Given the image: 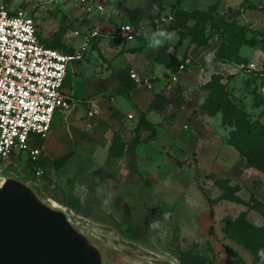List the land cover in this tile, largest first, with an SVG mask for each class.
I'll return each mask as SVG.
<instances>
[{
  "label": "rangeland",
  "instance_id": "1",
  "mask_svg": "<svg viewBox=\"0 0 264 264\" xmlns=\"http://www.w3.org/2000/svg\"><path fill=\"white\" fill-rule=\"evenodd\" d=\"M106 1L107 11L104 14L91 18L87 15L84 19L72 15L71 0H56L55 4H49L48 0H0V4L11 9H23L30 12L36 23L40 43L47 48L67 52L74 51L76 48L77 42L73 36L75 31L83 26L94 28L96 21L103 20L117 32L116 28L119 26L120 19L124 16L136 18L137 8L143 4L142 0ZM222 1L224 0H218L219 3L210 5L206 0H182V5L181 3L176 5L175 0H162L157 9L153 3L152 12L154 13L150 15L151 28L154 30L157 25H161V29L175 30L182 36L193 33L195 41H198L206 39L213 32L215 24L221 17L226 19L227 24L244 26L247 30L246 37L251 40V44L245 46V58L239 66L252 63L258 70L252 77L240 70V76L237 79L228 78L227 82L223 83L230 101L241 108L252 123H258L264 127V71L262 64L257 66L254 60L249 59L252 57L253 50L264 54V8L257 9L250 0H243L234 6V10L226 6L222 7V14H220L218 8ZM181 8L187 10L184 11ZM245 10L248 12L255 10L258 18L256 17L257 19L255 18L253 22H246L245 18H241ZM169 17L172 19L169 20ZM115 32L111 40L119 42L121 37ZM133 32L136 38L140 36L137 34L140 32L138 28L133 29ZM106 35L101 34V37L107 38ZM189 37L192 41V36ZM187 58L189 57L186 56L173 66L172 74ZM121 103V97H118L114 107H125ZM215 116L218 117V123L221 125L218 126L219 130L226 131L228 134L232 128L222 125L219 113ZM219 130L216 132L219 133ZM153 131L145 133L144 138H152ZM155 133L154 131V135ZM246 136L253 145L258 143L259 138L256 135L248 133ZM53 138L57 139L56 136ZM236 141L243 142L240 139ZM33 143L39 144V140L35 138ZM45 143L46 141L43 143L41 152L45 158H48L49 153ZM114 144L117 149L116 156H119L123 153L125 142L121 139ZM263 147L264 144L259 146L260 149ZM102 156L98 154V161ZM127 156L125 164L126 170L130 172L131 182L125 187L110 183L106 184L109 187L107 189L104 183L108 182L109 176L103 175L98 179L96 173L92 171L89 175L93 176L95 193L86 191L82 186L83 183L86 185L91 182L85 180L84 175L80 173L89 169V162H78L76 157L63 164L49 180L42 175L40 188L57 204L65 206L64 195L73 190L72 183L76 180L82 183L78 185L82 202L79 204L78 211L71 210V212L84 221L95 234L120 250L167 260L174 264H253L249 252L228 239L222 230L227 221L239 218L244 221V224L264 227V175L258 181H253L252 177H249L256 175L253 172L246 175L247 178L245 177L249 184L253 181L255 185L252 192L261 184L259 190L263 189V191H258V195L254 196L257 204L250 203L253 197L249 192L251 187L249 189L244 187L242 190L241 184L234 178L226 179L230 190L224 195L241 197L245 204H239L223 200L222 191L215 185V181L226 173L239 177L241 169L245 166L244 161L233 164L234 158L227 157L226 169L229 171L222 173L226 169L224 170L221 165L213 164L209 169L207 160L199 164L194 154L182 159L179 156H172L169 149L165 151L159 147L153 149L149 143L143 144L140 141L131 153H127ZM241 159L245 160L242 157ZM25 161H28L26 153L15 154L11 156L10 162L16 163V166L6 161L0 169L12 167L27 176V171L21 168ZM235 186H238L237 190L234 189ZM144 205L148 209L159 207L146 229L143 225ZM125 206L129 210L128 214L125 212ZM252 206H255L257 210ZM123 220L125 223L136 224L141 228L143 233L141 240L129 241L120 236L112 224H118ZM239 225L240 221L235 224L236 227Z\"/></svg>",
  "mask_w": 264,
  "mask_h": 264
},
{
  "label": "crops",
  "instance_id": "2",
  "mask_svg": "<svg viewBox=\"0 0 264 264\" xmlns=\"http://www.w3.org/2000/svg\"><path fill=\"white\" fill-rule=\"evenodd\" d=\"M142 1L143 4L137 8L136 18H130V14L129 17L124 16L120 19L119 26L129 25L132 29L138 28L139 31L152 27L150 22V15L154 13L152 4L154 3L157 9L162 0ZM250 1L257 9L264 8V0ZM206 2L212 5L218 0H206ZM241 2L243 0H224L219 5L218 12L222 14L221 9L225 6L234 10V6ZM48 3L55 4L56 0H48ZM71 3H73L70 4L71 13L79 19H84L87 15L89 18L100 16L96 13L88 14L73 0ZM174 3L183 4L182 0H175ZM254 11L245 10L241 18H245L246 22H253L258 18L257 12ZM119 26L115 32L107 21L99 20L94 24V28L83 26L77 30L83 34L96 31L99 36L91 40L90 47L81 62H74L68 66L62 93L70 99V108L55 113L51 131L44 140L33 137V140L35 138L39 140V144H34L32 141L31 147L40 150L34 166L38 167L43 176L49 180L69 160L77 157L78 162H89V169L79 173L91 183L82 185L76 180L72 183L73 190L65 194L72 195L80 204L82 200L78 185L84 186V189L91 191L92 194L95 193L93 176L89 175L92 171L96 173L98 179L103 175L109 176L108 182L104 183L107 189L109 187L106 184L110 183L118 187L130 184V172L126 170L125 164L127 153H131L140 141L143 144L149 143L153 149L158 147L162 151L169 149L172 156H179L182 159L194 154L199 164L207 160L209 169L211 165L219 164L225 170L228 167L226 163L229 156L234 158L233 164L244 161L245 166L241 169L239 177L229 175L226 173L229 170L226 169L224 172L221 170L226 174L219 176V179L234 178L241 184L242 190L244 187L248 189L251 187L249 192L253 197L258 195V191H263V189L259 190L261 185L259 184L252 192L255 187L252 182L260 180L264 174L249 167L246 161L241 159L238 152L227 144L226 131L219 130L218 117L208 116L203 110L208 93L204 89L205 84L213 75H219L222 83H226L228 78L237 79L241 72L239 63L245 58L246 47L239 49V60L231 63L215 62V53L228 41V37L223 33L208 37L206 45L196 48L189 35L182 36L178 31L162 27L166 31L176 33L179 39L174 43H165L158 50H150L142 35L136 38L135 34L132 41H126L118 34ZM158 28H161V25H157L155 29ZM99 32L107 34V38H102ZM114 32L121 37L119 42L111 40ZM75 38L77 47L81 39ZM251 52L254 55L251 54L252 57L249 59L260 66L264 61V54L257 50ZM209 54L210 59L206 61L205 57ZM186 56L190 59L191 68L182 73L176 82H171L173 66ZM131 72L136 75L137 80H147L150 87L136 83L130 78ZM252 75L255 74H249V77ZM118 97H121V104L125 107H114ZM93 110L96 113L89 116ZM152 129L156 132L155 135L150 139L144 138V134L150 133ZM217 130L219 133L216 132ZM54 136L57 139H54ZM114 137L119 138L117 141L122 139L125 145L122 154L111 158L110 148L113 146L115 155L117 150ZM44 141L49 153L48 158H45L41 152ZM98 154L103 155L100 161ZM24 163H30L29 159ZM251 172L256 175L249 176L253 180L249 184L245 179Z\"/></svg>",
  "mask_w": 264,
  "mask_h": 264
},
{
  "label": "built area",
  "instance_id": "3",
  "mask_svg": "<svg viewBox=\"0 0 264 264\" xmlns=\"http://www.w3.org/2000/svg\"><path fill=\"white\" fill-rule=\"evenodd\" d=\"M73 2L87 13L102 15L107 11L106 0ZM133 33L129 25L118 28V34L126 41L134 39ZM73 35L81 39L74 51L47 48L40 43L30 12L0 4V166L6 161L16 166L10 162L11 156L26 153L30 163L21 168L30 169L34 178L31 181L38 186L43 174L34 166L40 150L31 147L33 137L44 140L51 131L55 113L70 108V99L62 93L68 66L81 62L91 40L99 36L96 31L84 34L76 31ZM190 68L187 58L170 75V81L176 82ZM239 68L246 74L258 70L252 63L241 64ZM130 78L150 87L147 80H137L134 73ZM94 113L95 110L89 116Z\"/></svg>",
  "mask_w": 264,
  "mask_h": 264
},
{
  "label": "water",
  "instance_id": "4",
  "mask_svg": "<svg viewBox=\"0 0 264 264\" xmlns=\"http://www.w3.org/2000/svg\"><path fill=\"white\" fill-rule=\"evenodd\" d=\"M0 264L174 263L108 244L27 176L5 167L0 169Z\"/></svg>",
  "mask_w": 264,
  "mask_h": 264
},
{
  "label": "trees",
  "instance_id": "5",
  "mask_svg": "<svg viewBox=\"0 0 264 264\" xmlns=\"http://www.w3.org/2000/svg\"><path fill=\"white\" fill-rule=\"evenodd\" d=\"M246 28L244 26L227 24L226 19L221 17L217 24H215L213 32L207 36L213 37L214 34L223 33L228 37L226 44H222L221 47L215 53V62L231 63L235 60H239L238 52L243 46H249L251 40L246 37ZM192 36L193 43L196 48H200L206 45L207 38L204 40L195 41V34L188 33ZM262 70L264 71V61L262 63ZM222 78L219 75L211 76V80L205 84L204 89L208 92L206 101L203 105V110L208 116H215L218 113L222 118V125L232 128L228 132L226 142L229 146L233 147L240 157L244 158L246 164L264 174V147L259 148L264 144V127L258 123H252L246 113L239 107H236L229 99L226 93L225 84L221 82ZM258 134H257V133ZM256 135L259 140L258 143L253 145L246 134ZM154 136V132L151 133ZM118 137H114V141L117 143ZM236 139L243 140V142H237ZM113 147V146H112ZM110 148L109 155L111 158L117 157L113 148ZM122 148V146H120ZM27 171V176L30 180H34L33 174L30 173L28 167L24 168ZM215 185L222 191V199L239 204H245L239 197L226 194L230 188L226 179H218L215 181ZM234 189H238L235 186ZM63 202L65 207L70 210H76L79 208L78 201L72 195H65ZM250 203H258L254 197H251ZM118 204V203H117ZM252 208L256 209L255 206ZM240 221L238 227L235 224ZM248 224V223H247ZM244 224V221L239 218L238 220H229L223 227V234L231 241L237 243L242 248H245L252 257L253 264H264L258 257V250L264 249V227H254L250 224ZM115 230L123 238L129 241H139L142 239L143 233L141 228L136 224L125 223L124 220L120 223L112 224Z\"/></svg>",
  "mask_w": 264,
  "mask_h": 264
},
{
  "label": "clouds",
  "instance_id": "6",
  "mask_svg": "<svg viewBox=\"0 0 264 264\" xmlns=\"http://www.w3.org/2000/svg\"><path fill=\"white\" fill-rule=\"evenodd\" d=\"M137 34L144 37V39L147 41V48L150 50H158L165 43H174L179 39L176 33L169 32L161 28L153 30L151 27H146L141 29V31ZM209 59L210 54L209 56L205 57L206 61ZM258 257L261 261H264V249L258 250Z\"/></svg>",
  "mask_w": 264,
  "mask_h": 264
},
{
  "label": "flooded vegetation",
  "instance_id": "7",
  "mask_svg": "<svg viewBox=\"0 0 264 264\" xmlns=\"http://www.w3.org/2000/svg\"><path fill=\"white\" fill-rule=\"evenodd\" d=\"M143 208L145 210L143 225H144V228L146 229L148 224H149V221L153 218L156 211L159 210V207L153 208V209H157L154 213H153L152 209H148L145 205L143 206Z\"/></svg>",
  "mask_w": 264,
  "mask_h": 264
}]
</instances>
